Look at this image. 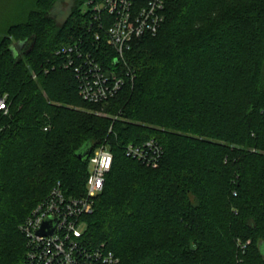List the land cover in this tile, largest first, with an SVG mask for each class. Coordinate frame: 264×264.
Wrapping results in <instances>:
<instances>
[{
	"label": "trees",
	"instance_id": "1",
	"mask_svg": "<svg viewBox=\"0 0 264 264\" xmlns=\"http://www.w3.org/2000/svg\"><path fill=\"white\" fill-rule=\"evenodd\" d=\"M58 1L31 0L0 31V264H23L19 225L53 186L84 195L104 142L113 162L82 218L89 246L119 264H264V0H167L158 32L134 40L123 65L80 12L102 0H68L60 25ZM77 42L103 68L122 67L108 101L84 102L60 66L55 51ZM150 139L163 149L156 168L125 157Z\"/></svg>",
	"mask_w": 264,
	"mask_h": 264
},
{
	"label": "built area",
	"instance_id": "2",
	"mask_svg": "<svg viewBox=\"0 0 264 264\" xmlns=\"http://www.w3.org/2000/svg\"><path fill=\"white\" fill-rule=\"evenodd\" d=\"M167 0H102L89 2L93 27L92 38L102 36L115 52L116 62L124 64V53L131 43L143 36H154L164 21ZM59 64L71 69L82 100L100 104L117 95L124 84L122 67L103 68L82 42L62 46L55 51ZM125 75V74H124ZM126 72L125 76H128ZM5 99L0 109L6 110ZM46 130V128L44 129ZM125 157L142 165L156 168L163 156L162 146L154 139L123 148ZM113 155L105 142L88 157V176L83 196L66 193L57 183L48 195L30 211L19 225L25 239L23 264H119V258L104 244L89 246L84 240L85 215L91 214L96 198L101 194L106 176L111 170ZM50 223L43 227V223ZM40 231H43L40 233Z\"/></svg>",
	"mask_w": 264,
	"mask_h": 264
},
{
	"label": "rangeland",
	"instance_id": "3",
	"mask_svg": "<svg viewBox=\"0 0 264 264\" xmlns=\"http://www.w3.org/2000/svg\"><path fill=\"white\" fill-rule=\"evenodd\" d=\"M31 0H0V31L9 24L16 23L20 20L21 14L24 8H27L30 4ZM70 3L68 0L58 1L55 9L53 11V18L55 19L58 25L62 24L67 18L69 12ZM89 10L87 5H83L80 8V12L82 14L86 13ZM15 40H10L9 43H6L5 46L13 47L14 52H18V46ZM82 110V108H81ZM85 111V109L83 110ZM94 114L105 117L115 119L104 111H96ZM261 250L264 252V244L261 245Z\"/></svg>",
	"mask_w": 264,
	"mask_h": 264
},
{
	"label": "water",
	"instance_id": "4",
	"mask_svg": "<svg viewBox=\"0 0 264 264\" xmlns=\"http://www.w3.org/2000/svg\"><path fill=\"white\" fill-rule=\"evenodd\" d=\"M22 44V43H21ZM92 144L90 142L85 143L77 152H76V158L79 161H85L87 159V157L89 156L91 150H92ZM50 223V221H46L43 223V227H46L48 224ZM43 231H40V233H42ZM264 244V241L259 242V247L261 249V245ZM262 252V250H261ZM262 254L264 255V252H262Z\"/></svg>",
	"mask_w": 264,
	"mask_h": 264
}]
</instances>
